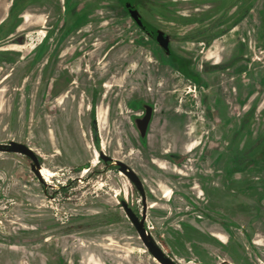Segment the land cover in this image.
<instances>
[{
    "label": "rangeland",
    "instance_id": "obj_1",
    "mask_svg": "<svg viewBox=\"0 0 264 264\" xmlns=\"http://www.w3.org/2000/svg\"><path fill=\"white\" fill-rule=\"evenodd\" d=\"M153 1L146 18L172 36L175 52L195 58L198 83L160 60L161 49L117 0H71L69 15L62 0H0V20L11 9L0 38V144H26L54 173L40 182L27 157L0 153V264H62L61 256L64 264H157L121 206L140 216V194L103 164L102 146L141 179L145 225L169 258H181L175 263L264 264V163L232 168L234 156L257 152L264 138V0ZM199 31L205 46L194 40ZM112 67L110 86L94 81ZM143 71L158 75L157 86L170 84L204 135L193 151L165 153L170 174L144 156L147 136L133 123L141 104L158 109L126 86ZM235 78L240 90L250 85L243 100L223 88ZM170 118L162 113L161 128ZM167 187L173 195L165 200ZM153 202L158 210L148 208Z\"/></svg>",
    "mask_w": 264,
    "mask_h": 264
},
{
    "label": "flooded vegetation",
    "instance_id": "obj_2",
    "mask_svg": "<svg viewBox=\"0 0 264 264\" xmlns=\"http://www.w3.org/2000/svg\"><path fill=\"white\" fill-rule=\"evenodd\" d=\"M117 1L119 2L123 12L131 19V21L137 26V28L143 34H145L147 39L151 40L160 49H161V47L158 45L157 38H156L158 31L163 32L165 36H169V44H168L169 45V53L166 54L162 49H161V51L159 50V52H158L160 60L164 64L170 65L177 72H179L181 75H183L182 74V68L185 67L189 72H191V76L186 77V78L189 79L190 81H193V82H195L194 79L199 81L198 73L196 72L195 69L192 68V66L195 64V58L187 57L185 55H182L180 53L175 52L171 47L172 36L170 34H168L167 32L163 31L162 29H160L159 27H157L156 25H154L152 22H150L146 18L147 14L148 15L153 14V12H152L153 9L151 6L156 3L155 1H153V0H117ZM70 3H71V0H62L63 13H67L69 15V12L71 11V9H70L71 4ZM126 3L130 4V9L136 10L137 13L139 14V18H140L141 23H142V28L139 27L136 24V22L133 20V18L131 17V14L129 12V8L125 7ZM29 4L36 5L37 0H29ZM145 12H146V16H145ZM10 13H11V9H9L7 11L6 16L0 20V38H2V36L4 34L3 33L4 32L3 31V28H4L3 24L9 18ZM72 13L73 12H71L70 14H72ZM73 18L76 19L77 16H75ZM200 33H201V31H199L198 35L196 37H194V40L195 41H201L200 43L201 44L204 43L203 45L205 46V43H206L205 41H207V43H209V40H206V38L204 36H201ZM262 38L264 40V27L262 28ZM74 54L75 53L73 52L72 55H74ZM256 60H260V59L257 58ZM235 70H237V69H234L233 72H235ZM64 71H66L65 68L62 69L63 73H64ZM114 71H115V68L112 67L111 71L109 68L107 71H105L103 73L100 72V73H98L96 78H94V81L98 82L102 79H106V84L104 86L108 87L111 85L110 81H111V78L113 77ZM141 73H139V75L137 77H135V79L131 78V80L126 84V86H132L134 94H142L147 99L154 100L158 104V109L154 110L155 112H157L156 119L152 120L150 127H149L150 132L147 134V141H148L149 147L144 151V156L147 159H152L151 160L152 166H156V167L158 166L159 168L164 170L163 173L170 174L168 166L164 165V162H163V159L165 157V153L169 149H179V150L184 151V152L193 151L197 146V144H196L197 139L198 138L203 139L204 135L201 136L202 133L198 129V127H200L201 125L198 122L193 121L194 112L190 111V110L189 111L185 110L183 102H181V104L178 105L176 103V101L174 100V95L169 93L170 84H167V82H166L160 86H157L158 78L157 79L153 78L155 76L158 77L157 74L150 72V71H143ZM143 74H144V77L147 78V81L144 80ZM229 75L230 74H226V76H229ZM64 76L67 77L68 75H66V73H64ZM183 76H185V75H183ZM139 77H141L143 79V81H139ZM82 78H83L82 73H78L77 74V81L82 80ZM237 80H239L241 82V79L235 78L233 81H229L226 83L224 82V84H223V88H225V89H231L232 88V93H231L230 97H231V99H233L235 101H238L239 99L243 100V95L248 91V88L250 86L249 84L248 85L247 84L242 85V87H241L242 89L240 90L236 86ZM164 111H166L167 113L170 114L171 122L168 125V127H164V128L162 127L161 128V125L163 122L162 113ZM262 112L263 111L261 110L260 113H262ZM223 114L224 115L227 114V109L225 110V112ZM105 117H106V115H105ZM104 123H105V118H104V122H103L102 126H100V122L98 121V109H97V126H98V130L100 133L103 132ZM262 137H264V132L262 133ZM262 137H260V138H262ZM259 139L257 140L258 142L260 141ZM14 142H16V141H14ZM257 148H258L257 152H255V149H254L250 152H247L246 155L241 157V158L237 159L236 156H234L235 158L233 160L234 164H233L232 168H235L237 170H241V168H243V167L248 168V166H250L252 163H260V161L262 163H264V138H263L262 142L260 143V145L257 146ZM101 149H102V151H104L103 146L101 147ZM0 153H3V152H0ZM11 154H14V153H11ZM169 157L174 159V160H176V158H177L174 156H169ZM100 160L103 162L104 165L110 164L109 162H105L102 159H100ZM42 170H43V168L41 169V171ZM41 171H40V173H41ZM238 172H240V171H238ZM51 173H53V172H51ZM119 174H121V173L119 172ZM41 178L44 180H47L48 177L45 178L41 173ZM197 188H198V186L193 187V189H197ZM163 193L164 194H163L162 198L165 200H168L170 198V196L173 195V191L169 187H167ZM140 197H141V195H140ZM145 201H146V197H145ZM141 202H142V198H141ZM155 206H157V204L153 202L151 204V207H155ZM142 208H143V202H142ZM141 211H142V209H141ZM133 213L137 216L139 215L138 212H133ZM138 217H140V216H138ZM150 232H151V229H150ZM76 252L77 253L83 252V248H78L75 251H72V253H76ZM18 255H19V253L16 252L15 257ZM60 261L62 264H64L65 258L63 256H61ZM154 261L157 262L156 260H154ZM157 264H159V263L157 262Z\"/></svg>",
    "mask_w": 264,
    "mask_h": 264
},
{
    "label": "water",
    "instance_id": "obj_3",
    "mask_svg": "<svg viewBox=\"0 0 264 264\" xmlns=\"http://www.w3.org/2000/svg\"><path fill=\"white\" fill-rule=\"evenodd\" d=\"M126 8H129V12L131 14V17L136 22V24L142 28V23L139 18V14L136 10L130 9V4H125ZM157 42L158 45L161 47V49L168 54L169 53V36H165L163 32L158 31L157 33ZM231 65V64H230ZM141 107L143 109V114L139 116H135L133 118L134 126L139 134V137L141 140L145 139L148 130L150 127V124L153 120V106L143 103L141 104ZM0 152L3 153H14V154H20L25 157H27L30 161V168L33 174L37 177V179L41 182V163L39 156L26 144L10 141L8 144H0ZM99 158L104 160L105 162H109L110 165L115 166L121 174H123L127 180L135 187V189L138 191V193L141 195L142 202H143V210L138 217L133 213L131 208L128 206V204L125 201L121 202V206L128 218V220L131 222L133 227L135 228V231L141 240L143 246L145 247L146 251L149 253V255L156 260L159 264H177L175 263L171 258H169L163 250L159 247L149 230L146 228L145 220H146V203H145V194L143 185L141 182V179L137 175V173L127 164L120 160H115L109 156H107L102 150L99 152ZM86 167H83L81 169H84Z\"/></svg>",
    "mask_w": 264,
    "mask_h": 264
},
{
    "label": "trees",
    "instance_id": "obj_4",
    "mask_svg": "<svg viewBox=\"0 0 264 264\" xmlns=\"http://www.w3.org/2000/svg\"><path fill=\"white\" fill-rule=\"evenodd\" d=\"M182 74L185 75V77H189L191 76V72H189L185 67L182 68ZM196 83H198L199 81L194 79ZM91 130L93 132V136H94V140H97L98 136H97V128H96V121H95V108L93 107L91 110ZM60 190L65 191V187L61 186ZM64 194H66L64 192Z\"/></svg>",
    "mask_w": 264,
    "mask_h": 264
},
{
    "label": "bare ground",
    "instance_id": "obj_5",
    "mask_svg": "<svg viewBox=\"0 0 264 264\" xmlns=\"http://www.w3.org/2000/svg\"><path fill=\"white\" fill-rule=\"evenodd\" d=\"M105 118V112L102 109V107L99 106L98 108V121L100 122V126H102V121ZM102 128V127H101ZM42 175L46 178V177H52L54 174L51 173L49 170L44 169L41 171Z\"/></svg>",
    "mask_w": 264,
    "mask_h": 264
},
{
    "label": "crops",
    "instance_id": "obj_6",
    "mask_svg": "<svg viewBox=\"0 0 264 264\" xmlns=\"http://www.w3.org/2000/svg\"><path fill=\"white\" fill-rule=\"evenodd\" d=\"M9 5H10V3L8 4V6H9ZM8 6H6V7H8ZM5 9H6V8H5ZM7 10H8V9H7ZM4 11H5V10H4ZM6 14H7V12L3 14V17H5ZM163 194H164V193H163V191H162L161 198L163 197ZM171 197H172V196H171ZM162 199H163V198H162ZM157 207H158V206H155V207H151V205L148 206V208H150L151 210H158ZM158 213H159V212H158ZM146 219H149V216H147ZM171 258H172V259H175L177 262H181V258L178 257V256H177V257H176V256H173V257H171Z\"/></svg>",
    "mask_w": 264,
    "mask_h": 264
},
{
    "label": "built area",
    "instance_id": "obj_7",
    "mask_svg": "<svg viewBox=\"0 0 264 264\" xmlns=\"http://www.w3.org/2000/svg\"><path fill=\"white\" fill-rule=\"evenodd\" d=\"M146 228L149 230V227L146 226ZM149 232H150V230H149Z\"/></svg>",
    "mask_w": 264,
    "mask_h": 264
}]
</instances>
